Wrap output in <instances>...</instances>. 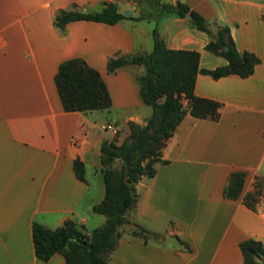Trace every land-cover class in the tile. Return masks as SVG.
Masks as SVG:
<instances>
[{"label":"crops","instance_id":"0c3cea01","mask_svg":"<svg viewBox=\"0 0 264 264\" xmlns=\"http://www.w3.org/2000/svg\"><path fill=\"white\" fill-rule=\"evenodd\" d=\"M102 1L132 12L112 24L78 19L58 28L52 22L60 8L95 10ZM160 1L185 2L211 27L227 25L236 49L253 52L259 61L245 77L196 73L193 91L220 103L218 117L185 113L175 125L154 174L135 183L130 222L119 227L109 261L240 264V240L251 237L264 245V0ZM153 27L167 47L197 50L200 68L226 62L204 48L205 32L185 16L160 10L156 0H0V264H64L58 252L47 260L35 256L33 220L54 228L69 218L86 232L103 223L92 205L104 194L99 145L112 135L100 133L93 112H105L106 123L122 128L116 143L127 134L126 121L144 123L150 112L135 79L142 67L107 72L106 58L149 51ZM73 56L98 70L110 95L108 108L63 110L53 75L60 61ZM74 158L83 162L84 180L74 175ZM232 170L245 173L235 199L222 195ZM257 187L249 208L242 197ZM132 222L157 239L131 235ZM162 232L187 242L190 250L161 247Z\"/></svg>","mask_w":264,"mask_h":264},{"label":"trees","instance_id":"16d2710c","mask_svg":"<svg viewBox=\"0 0 264 264\" xmlns=\"http://www.w3.org/2000/svg\"><path fill=\"white\" fill-rule=\"evenodd\" d=\"M156 2L160 10L174 12L182 17L189 14V22L208 36L204 48L223 56L226 62L212 68H200L197 50L167 47L155 27L151 29L152 44L149 51L106 58L107 72L127 64L142 67L135 79L140 99L150 107V112L143 124L126 121L127 134L118 143L113 140L100 142L99 162L104 194L99 202L92 205V210L104 215L101 225L86 232L82 224L69 218L54 228L32 221L33 251L41 260H47L58 252L62 254L64 264H112L109 256L120 236L119 227L130 222L126 215L136 200L135 183L142 176L154 174V164L160 160L161 148L175 125L185 113L210 119L218 117L220 103L194 93L196 73H207L212 78L227 74L245 77L259 61L253 52L236 49L227 25L216 24L211 27L200 13L182 1L174 4L160 0ZM124 17L115 2L102 1L95 10H82L75 4L71 8H60L55 12L52 22L58 28H63L70 20L86 19L112 24ZM53 82L64 111H86L110 106V95L104 80L98 70L82 57L73 56L60 61ZM115 160L119 161L118 167L113 165ZM72 169L78 179L84 180L83 162L80 159L72 160ZM244 175L243 170H232L222 188V195L237 198ZM258 194V187L244 194L243 203L253 208ZM129 233L144 242L157 235L135 222L131 223ZM179 241L183 249L190 250L187 242ZM238 248L240 264H264V245L259 239L244 238L238 242Z\"/></svg>","mask_w":264,"mask_h":264},{"label":"rangeland","instance_id":"374dc122","mask_svg":"<svg viewBox=\"0 0 264 264\" xmlns=\"http://www.w3.org/2000/svg\"><path fill=\"white\" fill-rule=\"evenodd\" d=\"M136 65L137 64H131L132 67H134V72H137V68H136ZM149 111H150V107L147 106ZM94 115L97 116V120H96V124H97V127L100 129V133L102 134H109L108 130L107 129H104V124L106 123L107 120H109V117L108 115L105 113V112H99V110H94ZM143 124V123H141ZM117 129V132L115 135H112V139L110 140H113V141H118L119 140V137L116 138V135H120V131L122 130V128H116ZM113 165L115 167H118L119 166V161L118 160H115L113 162ZM168 228H173L172 225H170L168 223ZM85 228V227H84ZM88 228V225H86V229ZM163 234L162 235V241L160 243H158L161 247H164L168 250H170L171 252H174L177 248L180 249L181 251H183V246L182 244L180 243V241L175 238L174 235H168L166 234V232H162ZM158 237V235H155L152 237V239L156 240Z\"/></svg>","mask_w":264,"mask_h":264},{"label":"built area","instance_id":"2783aa9c","mask_svg":"<svg viewBox=\"0 0 264 264\" xmlns=\"http://www.w3.org/2000/svg\"><path fill=\"white\" fill-rule=\"evenodd\" d=\"M104 129H107L108 131H110V133L112 135H115L116 132H117V129H116L115 125H113L111 123H105Z\"/></svg>","mask_w":264,"mask_h":264},{"label":"water","instance_id":"95a60500","mask_svg":"<svg viewBox=\"0 0 264 264\" xmlns=\"http://www.w3.org/2000/svg\"><path fill=\"white\" fill-rule=\"evenodd\" d=\"M131 10L130 9H127V10H124L122 13L124 14V15H129V14H131ZM185 19H188V20H190L191 19V16L189 15V14H186L185 15Z\"/></svg>","mask_w":264,"mask_h":264}]
</instances>
